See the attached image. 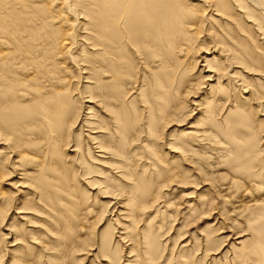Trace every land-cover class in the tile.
I'll return each instance as SVG.
<instances>
[{
  "label": "rangeland",
  "instance_id": "374dc122",
  "mask_svg": "<svg viewBox=\"0 0 264 264\" xmlns=\"http://www.w3.org/2000/svg\"><path fill=\"white\" fill-rule=\"evenodd\" d=\"M256 1L264 5V0ZM34 2L38 9L46 7L42 0ZM56 5V16L64 19L60 28L64 30L65 20L68 24L71 51L58 61L55 51L52 62L39 64L50 74L45 72L39 80L38 93L49 86L68 97L71 110L65 132L70 130V135L51 138L40 127L30 137L35 144L24 153L26 168L17 172H24L23 177L0 185V264H116L117 256L126 264L130 249L137 264H264L260 252L264 247V76L234 70L245 80L249 96L230 86L226 77L205 82L204 77L211 74L202 70L204 61L217 68L225 60L216 53L219 49L213 52L219 46L233 51L226 59H241L234 63L245 62L264 75V12L245 3L240 15L235 7L230 15L236 22L223 20L211 35H196L189 47L181 45V53L177 46L176 61L162 60L161 51L157 55L146 49V56L134 57L130 67L122 64L123 72H129L120 87L101 71L105 90L99 100L114 111L124 109L117 113L121 121L114 124L110 112L97 102L82 101L85 96L81 95L91 90L78 68L81 21L66 16L69 0H58ZM225 29L228 35H223ZM55 61L58 67L50 70ZM31 77L29 67L8 75V80L15 81L8 91L21 106L34 103ZM166 78L173 83L168 86L169 106L178 107L185 91L201 90L183 101L180 111H168V120L160 122L159 82ZM88 108L91 119L82 124ZM127 112L133 120L127 119ZM151 114L152 127L144 126ZM171 116L177 121L171 122ZM88 123L98 126L88 129ZM97 127L102 128L96 140L112 147L105 159H97L94 149L87 150L91 146L87 131L96 132ZM7 156L0 154V171ZM96 175L109 186V193L121 194L123 206L117 202L108 208L110 199L93 186ZM23 179L38 189L6 186ZM224 182L235 185L226 189ZM18 211L23 214L15 215ZM124 237L130 240L129 246L121 244ZM98 245L103 246L101 254Z\"/></svg>",
  "mask_w": 264,
  "mask_h": 264
},
{
  "label": "bare ground",
  "instance_id": "6f19581e",
  "mask_svg": "<svg viewBox=\"0 0 264 264\" xmlns=\"http://www.w3.org/2000/svg\"><path fill=\"white\" fill-rule=\"evenodd\" d=\"M42 1L46 4V7L38 9L34 0H0V154L5 152L8 154L6 157L7 163L4 168L6 169V166H8V170L4 172V169H2L0 171V177L6 176L5 179L0 181V185L3 181L16 179V177L21 176L23 177L25 174L24 172L22 174H17V172L21 171V168H26L24 163L28 157L24 153L29 151L35 144L30 137L36 133L40 127L44 129L51 138L64 135L65 137H69L70 135V130L68 133L65 132L67 125L65 121L71 110L68 97H65L63 91L49 88V86L40 94L38 93L39 89H42L41 86H39V80L45 78L43 76L45 72L50 74V72L47 71L48 69H40L42 61L48 63L52 62L55 51L54 59L58 61L59 56L71 49V36L69 33H66L68 32L67 21L65 20L64 30H62L60 28V23L63 22L64 19L60 18L58 14L56 16L58 12L56 10L57 8L59 9V6L56 5L58 0ZM241 1H245L246 4L264 12V5L259 4L256 0ZM241 1L69 0V2H71V8H65L67 9L66 16L68 17L71 15L74 21L80 20V26H82L83 29V32L80 33L79 36L82 38V43L78 46L80 48L78 54L79 63L82 64L79 65V63H77V65H79L78 68L81 75H86L84 80L88 85L87 90H91L89 93L84 92V95H81V97L85 96L82 98L83 103L93 105L97 102L100 107L102 106L104 110L110 112L112 116L110 118L111 123L116 124L120 122L121 114L117 115V113H122L124 109L119 107L118 110L114 111L111 108L104 107V101L99 100L104 96L101 90H105V87L100 81V72L103 71L106 73V76L110 75L108 78L113 81L112 84L115 83L120 87L122 84L121 79L129 72H123L122 64L124 63L127 67H130L134 57L143 58L146 56L144 51L148 48H151L157 55L159 51H161V56H158L160 58L162 57L166 60L171 58L172 61H176L175 55L177 51L175 49L177 46L180 45L179 48L181 45L189 47L190 44L193 43L192 40L194 37L198 34H204L205 36L211 35L214 32L213 27L217 26L216 24L221 25L220 22L223 20L225 24L233 21L236 22L233 15H230V11L236 7L240 9L236 12L240 13V15L243 14L241 10L245 9V3ZM240 15L238 14V16ZM225 34L228 35L227 29L223 30V35ZM240 44H242V42H240ZM243 44H246L245 41ZM212 49L214 53L219 49L220 52L216 53L218 56L223 54L225 60L220 62L217 68L208 66L206 64L207 61H204L205 66H203L204 68H202V70L206 68L207 70L205 73L211 74L204 77L205 82H213L216 78L219 81H224L226 77L229 79L228 83L230 86L240 89L242 93L250 96L251 94L248 87H246L245 80L242 79L238 73L234 72V70H241L243 74H247L251 77L261 78L264 75H261V72L253 68L247 67L245 62L237 61V63H234L235 60L241 59H226V57L230 58V52L233 51L229 49L222 50L219 46H214ZM183 50L184 49L180 48L179 53ZM41 54L43 55L40 56ZM248 55L250 56L251 53H248ZM210 56H212V54ZM259 56L255 57L258 59V62H261ZM214 57L215 56H213L212 61ZM56 61L54 65L53 63L51 64L50 70L58 67ZM197 64L198 62L195 61V65ZM222 64L225 65V68ZM28 67L33 76L31 78L34 82L33 91L35 94L33 95H35V97H33L35 100L31 106H21L22 104H20L16 95L8 91L9 84L15 82L14 80H8V75L12 73L16 74V71L19 70H27ZM215 82H217V80ZM172 85V81L168 78L159 82L160 91L162 92L158 97H160L159 99L162 100V103L157 106V111L163 115L160 118V122H166L168 120V111L171 110L173 113L180 111L184 104L183 101L185 102L187 98L192 97V94L201 90L199 87L196 88V92L194 91L195 93L187 90L184 92V97L178 107L176 105L169 106L172 101L167 93L170 91L168 89ZM118 87L107 86L106 89L114 90ZM206 87H209V83L206 84ZM87 94L88 96H86ZM113 98L118 100L117 96ZM204 102L208 104L207 101ZM191 106L196 105L192 104ZM87 110L88 112L84 113L87 116H84L85 120L81 122L82 124L88 119H91V117H89L91 109L88 108ZM150 110L153 112L155 109L150 108ZM124 115L128 120H133L128 112ZM186 118L189 119L190 117L186 116ZM150 120V123H144V126L152 127L155 121L153 114H151ZM170 121H177V119H175V116H171ZM88 125V127L86 126L88 129L96 125L98 126L96 123H88ZM68 128H71V125H69ZM101 128L102 127H97L96 132H93V130L87 131L91 143H88L91 146L87 147V150L90 151L94 149L96 155H98L96 156L97 159H105L109 155V148H112L110 144L104 143L101 139H99V141L96 140L95 136L100 134ZM52 157L57 158L56 154L53 153ZM95 178L97 182L94 183L93 186L99 187H96L97 193L104 194V198H109L111 201L108 204V208L114 204L116 205L117 202L121 203L120 201L123 197L120 193L119 195H113L112 192L109 193L108 190L110 188L104 182L103 178L98 177V175H96ZM17 183L18 182H13L6 186L10 188L16 186L15 188L19 187L21 189L25 187H32L35 190L38 189L32 186L30 180L24 181L23 179L20 184ZM223 184L226 189L235 185L233 182L228 184L224 182ZM227 193L229 194V191ZM2 194L3 192L0 191V197ZM41 201L42 200H40V202ZM6 207L8 208L9 204H7ZM214 210L215 209L212 211ZM22 212L23 211H18L15 215L23 214ZM207 214L210 215L211 213ZM123 222L129 223L130 220H125ZM2 224L3 221L0 222V225ZM120 242L122 245H130V240L126 237L120 239ZM103 246H105V244H103ZM103 246L98 245L100 254L104 252ZM260 250L263 254L262 256H264V247ZM83 251L84 250H81L80 252ZM134 252L135 251L132 249L129 250L128 257H126V259L129 260L126 261V264H137L132 260L135 258ZM103 257L106 256L103 255ZM100 260L101 262H107L103 261V259ZM121 260V256H117L116 264H121ZM148 260L151 263L155 262L153 258H149Z\"/></svg>",
  "mask_w": 264,
  "mask_h": 264
}]
</instances>
